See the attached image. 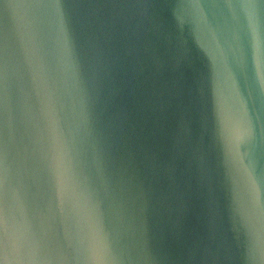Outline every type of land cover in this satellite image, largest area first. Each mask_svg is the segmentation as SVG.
<instances>
[{"label": "water", "instance_id": "obj_1", "mask_svg": "<svg viewBox=\"0 0 264 264\" xmlns=\"http://www.w3.org/2000/svg\"><path fill=\"white\" fill-rule=\"evenodd\" d=\"M0 264H264V0H0Z\"/></svg>", "mask_w": 264, "mask_h": 264}]
</instances>
